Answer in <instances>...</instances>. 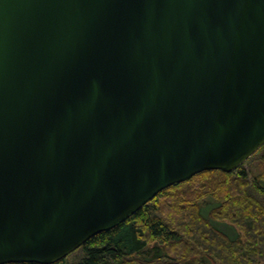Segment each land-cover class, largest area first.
I'll use <instances>...</instances> for the list:
<instances>
[{"label": "water", "instance_id": "1", "mask_svg": "<svg viewBox=\"0 0 264 264\" xmlns=\"http://www.w3.org/2000/svg\"><path fill=\"white\" fill-rule=\"evenodd\" d=\"M263 145L264 0H0V264Z\"/></svg>", "mask_w": 264, "mask_h": 264}, {"label": "trees", "instance_id": "2", "mask_svg": "<svg viewBox=\"0 0 264 264\" xmlns=\"http://www.w3.org/2000/svg\"><path fill=\"white\" fill-rule=\"evenodd\" d=\"M252 162L255 172L245 169ZM54 264H264V145L231 173L205 171L164 189Z\"/></svg>", "mask_w": 264, "mask_h": 264}, {"label": "rangeland", "instance_id": "3", "mask_svg": "<svg viewBox=\"0 0 264 264\" xmlns=\"http://www.w3.org/2000/svg\"><path fill=\"white\" fill-rule=\"evenodd\" d=\"M256 168H257L256 167V162H252L251 164L249 163V164H247L245 166L246 170L252 169L253 172H255ZM211 203L213 204L214 202H211ZM211 203L209 202V204H211ZM209 210L210 209L203 208V210H202L203 215H206L209 212ZM213 225H214L215 228H217L218 230H220V231H222L224 233L226 232V229L228 227V226H226V225H228L227 223H221V222H213Z\"/></svg>", "mask_w": 264, "mask_h": 264}]
</instances>
